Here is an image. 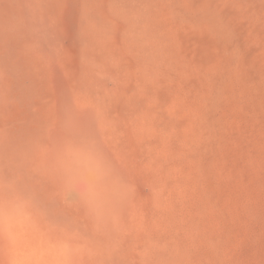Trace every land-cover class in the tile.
Returning <instances> with one entry per match:
<instances>
[{
    "label": "rangeland",
    "instance_id": "rangeland-1",
    "mask_svg": "<svg viewBox=\"0 0 264 264\" xmlns=\"http://www.w3.org/2000/svg\"><path fill=\"white\" fill-rule=\"evenodd\" d=\"M0 264H264V0H0Z\"/></svg>",
    "mask_w": 264,
    "mask_h": 264
}]
</instances>
